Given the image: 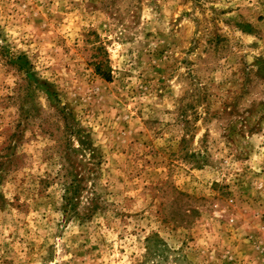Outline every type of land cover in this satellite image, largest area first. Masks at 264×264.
<instances>
[{"label":"rangeland","instance_id":"rangeland-1","mask_svg":"<svg viewBox=\"0 0 264 264\" xmlns=\"http://www.w3.org/2000/svg\"><path fill=\"white\" fill-rule=\"evenodd\" d=\"M0 264H264V0H0Z\"/></svg>","mask_w":264,"mask_h":264}]
</instances>
